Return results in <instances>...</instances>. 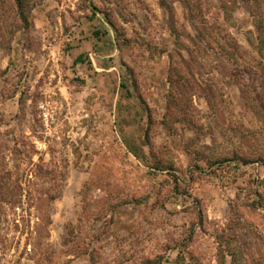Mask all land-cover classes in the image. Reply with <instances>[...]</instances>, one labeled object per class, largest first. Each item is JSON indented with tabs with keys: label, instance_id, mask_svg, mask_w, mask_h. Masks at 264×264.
Listing matches in <instances>:
<instances>
[{
	"label": "rangeland",
	"instance_id": "rangeland-1",
	"mask_svg": "<svg viewBox=\"0 0 264 264\" xmlns=\"http://www.w3.org/2000/svg\"><path fill=\"white\" fill-rule=\"evenodd\" d=\"M30 5L0 0V264L264 263V165L208 162L264 156V0Z\"/></svg>",
	"mask_w": 264,
	"mask_h": 264
},
{
	"label": "trees",
	"instance_id": "trees-1",
	"mask_svg": "<svg viewBox=\"0 0 264 264\" xmlns=\"http://www.w3.org/2000/svg\"><path fill=\"white\" fill-rule=\"evenodd\" d=\"M244 2H249V0H242ZM15 7H16V14L20 23V27L21 28H28L31 25L30 22V13H31V7L32 5H30V0H13ZM258 41H259V50L257 51H253L254 57L256 59L257 63L252 64V84L250 85L252 87V110L254 108V103L253 101L257 98L260 100L261 97L259 96H255L253 95V93H255L254 91L257 90L258 88L263 89L264 90V49L262 46V41H263V37L261 32L258 33ZM230 51L226 52L224 51V48L222 49V55L226 56V60L228 62H231L232 64H236L237 62V56L239 53V46L235 41L229 42L228 43ZM224 52V53H223ZM263 64V65H262ZM248 86V85H247ZM169 97V96H168ZM235 157H237V159L242 163V164H249L251 162H257L260 161V163L262 165H264V156L263 155H259L257 158L252 159L253 161H250L249 158L245 157V156H241L238 153H235V155L233 156L234 159H226L225 157L223 158H210L208 159L209 162V167H219L221 165H223L226 162H231L232 160H236ZM195 168L197 169V165L195 166ZM201 168V167H199ZM202 172L203 169H199ZM153 262L150 260H147L144 262V264H152ZM256 264H264L261 261L259 263Z\"/></svg>",
	"mask_w": 264,
	"mask_h": 264
}]
</instances>
